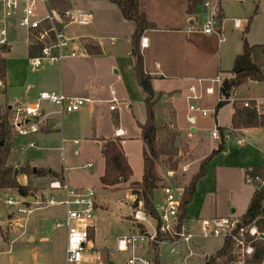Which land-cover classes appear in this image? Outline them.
<instances>
[{
  "label": "crops",
  "instance_id": "crops-1",
  "mask_svg": "<svg viewBox=\"0 0 264 264\" xmlns=\"http://www.w3.org/2000/svg\"><path fill=\"white\" fill-rule=\"evenodd\" d=\"M68 1L72 8L83 10L89 13L92 17L91 22L89 23L88 26L70 27L68 29V34L72 37L75 36L81 37L82 45H83L82 39H89L97 43L101 49L102 55L98 57H93L88 55L85 50V53L82 56L76 59L65 60L63 63L58 65L57 69L45 67L48 65H44L38 69L33 70L31 69L28 63L26 68H18L13 73H10L9 71V74H6L5 76L4 86H3L4 89L1 88L4 91L3 95L5 96L3 97L4 104L3 106H0V115H3L7 112L9 116L11 110L22 109L32 104L33 102L36 101L38 94L41 92H50V91L61 92L67 97L88 98L92 100L93 103L92 105L87 106L83 109H87L92 116L91 129L94 134L96 129L94 127L96 118L97 119L104 118V115L107 114L108 116L112 115V121H113V128H112V132L110 133V136L102 135V134L95 136L93 134L92 136L93 141L97 139L100 142V145L102 146V142L100 141L102 139L118 140L121 152L124 155L130 168H132L129 160L130 154L124 152L122 149V144L125 143V141H123V138L127 136V133L125 128H123V126L121 125V123H122V116L124 115L122 112V103L126 105L130 104L128 107L129 109H132L134 104L136 103L143 104V99H144V94L141 91V89L138 87L135 79V74L133 71L134 61L132 56L130 55V49H131L130 38L134 32L135 25L130 21L124 20L118 8L114 4L106 0H85L83 3L72 2L71 0ZM203 1H204L203 4H201V0H200V5L196 8L195 12L192 15H188L186 13L188 0H138V6L139 9L145 13L147 19L157 26V29L147 30L143 33L141 37V40L142 39L145 40L143 46H141V40H140V51L143 56L144 71L152 78V88L155 94L164 95V97L161 100H159L156 104L155 121L158 125H160V129H162L161 128L162 125L164 126V124L166 123L168 126L167 131L177 135L174 142V146L175 148L179 149L178 153H180L182 146L187 144L190 147V150H197L199 148L200 149L202 148V151H204V149L206 148L207 149L206 152L209 155L213 150H216L217 146L220 143L221 137L219 141H216L213 140L210 135L208 139L209 142L207 143L205 140H203L202 134L200 132L197 133V136L194 135L196 134L195 133L196 129L194 127L189 129L191 134L185 136L182 130L184 124L181 122L180 116L176 112V108L174 106V103L176 102V97L178 98L180 97L181 99H184L187 103L188 102L191 103L190 101L187 100V98L191 95L189 91L190 87H195L197 94H198V90L199 92L203 91L205 93V88L211 85V83L209 82L210 80L215 79L216 77H221L223 79V77H227L228 75H230L229 71L231 69L222 70V57L219 53V47L226 42L224 38V30H225L224 28L226 23L230 19L226 17L224 10L220 6L219 0H217L220 9L219 29L221 31L223 42L221 43L219 42L218 36L216 34H210V35L204 34L202 32V27L207 12V10L204 8V3L213 2L215 0H203ZM13 28L10 29V38H12ZM215 47L218 48L217 50L218 55L215 53ZM241 48H242V44L240 47V52H234L233 50L231 56L233 62L235 57L241 53ZM10 52H11V47L8 50L7 55L10 54ZM4 57H6V55ZM27 67H29L34 72L28 73ZM168 83L171 84L172 86L168 87L167 86ZM263 84H264V80L260 83L247 82L238 89L241 92H244L245 95H247V97L251 95L248 94L251 92H252V97H264ZM213 87L215 88L216 85L213 84ZM243 89H247L248 91H245ZM11 90H16L17 93H11ZM112 99H116L117 101V103L114 104L115 106L114 111H110L109 109V107L113 105L109 103ZM227 106L230 108V110L227 114V119L224 120V122L222 123L221 122L222 112H224V108ZM44 108L47 109L48 111L52 110L50 107L47 106H44ZM189 114L191 113L187 111L186 117L188 124H190L188 119L192 118L188 116ZM233 114H234V109L232 103L230 102H228V104L220 108L216 115L214 113V122L217 127L219 126L218 128L222 129L223 141H224L223 135H225L224 133L227 132L226 134H229L230 132L233 131L230 128L231 118ZM61 118L57 117L56 115H49L45 119L46 126L43 127L44 129L40 130L41 133L39 135H35L33 137H30L29 139L14 140L11 150L15 148L19 152L20 151L19 146L28 141H33L36 145V148L32 149V151L37 152L40 149L43 150V148L39 149L37 143L43 144L44 139L42 137L44 135L48 136L51 132H53V130H55L59 134L60 142L63 143L64 139L62 138L63 137L62 127H59L57 124ZM115 119L117 120L116 123H115ZM190 125H194V122L193 124ZM116 130H121L123 132V136L115 137ZM237 131L239 132V134H243V135L247 134V137L249 139H253L258 144V146H253L255 150L254 155L250 154V157L253 161L252 163H255V161L257 160L258 158L257 153H260L264 158V150H263L264 136L260 135L261 132H264V128L235 130L232 133ZM139 138L141 139L140 130H139ZM184 139H189V141H193V143L191 144L185 143ZM247 145L245 144V146L242 148H245ZM223 147H225V149H223L220 153L228 154V149H226L225 144H223ZM258 147L262 150L260 151ZM100 152H101V147H100ZM61 156L60 158L64 163L65 156L64 155ZM33 161L34 160H28V158H26L25 160L24 158L20 159V157L16 153L14 154L13 157L11 156L9 157L8 164L10 166H13L14 169H17L18 171L19 169L27 165L31 168H36V172L37 171L47 172L48 170H51V173H54L58 177L48 174L44 178L42 176L38 177L35 174L29 178L26 177L25 175L18 174L17 178L20 184L27 186L31 185L35 188L37 187L41 188V187H47L48 183L53 179L61 178L63 181L66 182L64 178L65 169L63 170L61 169L60 171H56V172L53 171L52 166L50 164L53 162V160H47V159L44 160L46 163V168L43 167L39 168L38 166L33 164ZM87 165H91V164L87 163L84 166V169L91 170L92 165L90 168H87L86 167ZM142 167H143V159H142ZM247 167L244 168L243 174L247 169L251 168V166L248 168ZM103 171H104V160H103L102 171L101 174H99L98 179H100V177L102 176ZM173 174L174 172H168L167 176L171 178ZM36 177L41 179H36ZM40 180H43V182H39ZM28 182H30V184H28ZM131 183H139V182L130 180L128 183L120 186L125 185L124 187L126 186L128 187L131 186ZM166 186H171V185L168 184ZM89 188L90 187L80 186L79 188H73V189H89ZM162 188H158L161 191V193H162ZM102 189L104 188L102 187ZM93 190L95 191V189ZM104 190H111V189H104ZM254 190L255 189H253L252 192L250 193L249 202ZM156 191L157 189L154 192ZM154 192L152 196V203L157 209L163 203V194L161 200L157 201V203L154 204L153 201ZM0 193L7 195L11 193V190H0ZM95 193H96V201L98 202L97 191H95ZM136 199L137 198L134 194L126 196V200H129L130 203L132 204ZM98 205H100L99 202ZM99 208H97V210H99ZM247 208L245 209V211L247 210ZM46 210H54V209L47 208L33 212L27 218L25 224L26 226L23 231H22L23 229L22 224H19L21 217L18 218L17 215L13 214V211L12 213L7 214L5 220H2L3 214L0 215V226L1 227H4L6 225L9 226L20 237L23 236L24 232L25 233L33 232L39 234L41 237L39 238L38 242H42L44 241L42 239L43 228L41 224V219L43 215L40 213L45 212ZM133 212L134 209L132 210V214H131L132 218H133ZM232 212H234V210H232ZM217 213L218 210H215L214 215H217ZM51 214L55 216V212H51ZM229 216L239 219L241 217V216L235 217L233 214L231 215L224 214L219 217H229ZM199 219H203V218L191 220L188 218L186 214V220L188 224L191 225L194 233L196 234V237L193 239V242L191 244L190 251L192 255L189 258H188L189 251L185 246H181L185 252L182 259V264H186V263L188 264L192 259L193 260L197 259L201 261L200 264H204L208 257L212 256L216 251H218L222 247L223 242L221 241L219 248L218 249L215 248L214 246L215 238L202 240L201 238L198 237L196 222ZM14 226L19 227V229L21 230L15 229ZM93 231L94 229L90 233H92ZM29 239L31 241L35 240L33 235H31ZM65 244H66V240H65ZM151 248L152 249L155 248L156 251L157 250L159 251L158 247H151ZM151 248L150 247L143 248L142 252L144 253L150 252ZM178 253L175 256H177ZM167 255L169 256V252L167 253ZM174 257L170 258V261ZM154 258H157L159 261V255L158 257H154ZM262 264H264V262Z\"/></svg>",
  "mask_w": 264,
  "mask_h": 264
},
{
  "label": "rangeland",
  "instance_id": "rangeland-1",
  "mask_svg": "<svg viewBox=\"0 0 264 264\" xmlns=\"http://www.w3.org/2000/svg\"><path fill=\"white\" fill-rule=\"evenodd\" d=\"M71 1L83 3L85 0ZM203 2L204 1L201 0V4H203ZM219 2L226 17L230 19L224 28V38L226 42L219 47V53L222 57V70H229L233 67V59L231 57L233 50L234 52H240L242 31L248 20L250 21V25L245 35L247 43L250 46L264 45V0H219ZM235 19L240 20L242 25L241 29L233 28L232 23ZM10 47L11 52L8 55L6 54L5 57L6 74H9V71L13 73L18 68H26L29 60L24 31L16 26L12 30ZM217 50L218 48L215 47V53L218 55ZM45 67L57 69L58 65H48ZM27 70L28 73L34 72L29 67H27ZM231 77V75H228L227 77H223V79ZM167 86L169 87L172 85L168 83ZM209 86L213 85L211 84ZM3 89L0 88V106L4 104L3 97L5 95H3ZM214 89L215 92L213 95H205L203 91L199 92L198 90L197 95L200 96V99L198 101H190L191 103H187L184 99L176 97L174 106L176 112L180 116L181 122L184 124L182 130L185 136L191 134L189 129L194 127L196 129V134L194 135L197 136V133L200 132L203 140L207 143L209 142L208 139L211 132L216 129L214 113L219 95L217 87ZM243 90L248 91L247 89ZM11 93H17V91L11 90ZM248 94L252 96V92ZM230 95L233 99L239 101L247 97V95L238 88ZM190 104H197L201 109H206L209 112L208 116L202 117L200 113L193 112L188 116L194 118V125L188 124L186 112ZM129 105L130 104L126 105L122 103V112L124 115L122 116L121 125L125 128L127 133V136L123 138L125 143L122 144V149L124 152L130 154L129 160L133 172V176L130 180L140 183L144 144L139 138L138 125L144 123L146 114L143 104L136 103L132 109H129ZM229 110L230 108L228 106L224 108V112H222V123L227 119ZM91 119L92 116L87 109H81L78 112L63 116L57 123L59 127H62L63 143L60 142L59 134L53 130L48 136L44 135L42 137L44 139L43 144L37 143L39 149L43 148V150L40 149L37 152L31 150L23 153L20 151L18 152V150L14 148L11 150L10 156L13 157L14 154L17 153L20 159L24 158L25 160L28 158V160H34L33 164L39 168H46L45 159L53 160V162L50 163L53 171L56 172L65 169L64 178L70 188H79L83 186L93 188L97 191V198L100 204L98 205L97 202V208L101 207L94 215V231L92 232L93 240L91 243L96 250L106 251L108 253L106 257H110L111 263L124 264L125 260L132 255L144 258L149 262L151 261L152 264L154 257H158L159 255V264H182L185 252L181 245L178 247V255L175 257L173 256L174 258L171 261L167 255L169 252V246L167 244L159 245V251L157 250L158 253L155 248L152 249L151 246H149L151 248L150 252L145 253L142 252V249L146 248L144 246L134 247L132 250L129 249L128 252L125 253L116 252L118 238L125 234L136 233L142 230L140 227H137L131 216L132 210L136 208V203L132 204L129 200H126L127 195L134 193L137 198L136 200H141L140 191L137 187H124L125 185L118 187L116 190L102 189L98 179L103 166L100 152L101 145L97 139H95V141L92 139L94 133L91 129ZM95 120L94 127L96 129L94 135L98 136L102 134L110 136L113 128L112 115L108 116L105 114L104 118H96ZM161 128L162 129H159L157 132V139L160 144H164L169 132L167 131L168 127L162 125ZM40 133L41 132H38L36 135ZM226 133H224L225 135L223 136L228 154L218 153L206 166L205 176L197 183L192 203L186 209V214L191 220L219 217L224 214H233L235 217H240L247 208L250 193L254 188L245 183L247 178H244L243 170L247 166L264 165V158L260 153H257L258 158L255 163H252L253 161L250 154L254 155L255 150L253 146H258V144L253 139H249L247 134H239L238 131L234 133L230 132L229 134ZM260 135L264 136V132H261ZM239 138H242L246 142V145L248 144L245 148L241 147L240 149V147L236 145V141ZM184 141L188 144L193 143V141H189V139H184ZM178 150L179 149L175 148V146L174 151L172 149V152L175 153L172 157V161L177 163L175 171H172L170 164L167 163V156L159 158L156 165V173L160 182L158 183L157 191L154 192V204L162 198V193L158 188H162L168 184L172 187L185 188L191 177L198 171L199 162L204 160L205 156H208L206 148L204 151H202V148L190 150L187 144L182 146L180 153H178ZM259 150L261 151L262 149L259 148ZM61 155L65 156L64 163L60 158ZM87 163L92 165L91 170L84 169ZM168 172H174L171 178L167 176ZM37 173L39 174L40 172L37 171ZM31 176L32 175H30L29 178ZM41 176L44 178L46 177L43 176V174L40 176L38 175V177ZM38 177H36V179H41ZM39 182H43V180ZM28 184H30V182H28ZM45 188L46 187H37L34 193H38ZM132 189L135 191L134 193ZM13 194H16L14 190H11V193L7 195L0 193V215L3 214L2 220L6 219L8 213H12V209L6 207L4 201L8 197L14 196ZM53 209L54 210H46L40 213L43 215L41 224L43 228L42 239L44 241L42 242H38L41 237L39 234L24 232L23 236L20 237L9 226H0V264H65L66 230L64 228L54 229L56 222L63 217V210L62 208ZM215 210H218L217 215H214ZM232 210H234V212H232ZM51 212H55V216H53ZM18 218L20 217L18 216ZM26 221L27 219L19 221V224L23 226L22 231L25 229ZM14 228L21 230L19 227L14 226ZM31 235H33L34 241L29 239ZM221 241V239L214 240L216 249L219 248ZM200 263L201 261L192 259L188 264Z\"/></svg>",
  "mask_w": 264,
  "mask_h": 264
},
{
  "label": "built area",
  "instance_id": "built-area-1",
  "mask_svg": "<svg viewBox=\"0 0 264 264\" xmlns=\"http://www.w3.org/2000/svg\"><path fill=\"white\" fill-rule=\"evenodd\" d=\"M54 0H2L0 1V56L4 57L2 50L10 49V29L14 26L25 33L28 49L35 54L29 57L28 63L35 70L44 65H60L65 60L76 59L85 53L81 44V37H72L68 34L70 27H85L91 22V15L83 10L70 7L60 13L55 10L51 2ZM207 10L202 27L204 34H216L219 42H223L219 29V5L217 0L204 3ZM235 29H241L239 20H234ZM219 29V30H218ZM145 40H141V46ZM8 49V50H9ZM201 82V81H199ZM215 84L218 92V102L233 103L231 95L227 98L220 97L222 78L216 77L209 81ZM4 81L0 80V88ZM191 95L188 101H198L195 87L189 89ZM213 86L205 88L206 95H213ZM244 107H250L251 103L258 115L264 116V97H246L243 100ZM88 98L67 97L61 92H41L35 102L22 108L11 110L8 123L13 133L14 140L29 139L35 136L40 129L45 127V119L49 115L61 118L92 105ZM109 103L110 111L115 110L116 99ZM44 106L50 107L48 111ZM190 113L198 112L202 117L208 116L206 109H201L197 104L188 106ZM216 115V114H215ZM193 124V118L188 119ZM218 127L216 126V129ZM211 132V138L219 141L218 129ZM123 136L121 130L115 131V137ZM227 138V137H226ZM246 142L239 138L236 141L238 147H243ZM33 141H28L19 146L20 152L35 149ZM90 168L91 165H87ZM245 183L254 189L264 186V181L247 178ZM163 203L157 208V219H152L143 209L141 200H134L136 208L133 212V220L137 227H142L136 233H129L118 238L116 252L125 253L137 246L158 247L162 244L169 246V258L178 253V247L185 246L189 251L193 239L196 237L187 220H179V207L183 188L166 186L162 188ZM8 197L5 205L12 209L13 214L26 220L33 212L47 208H62L63 217L56 222L54 229L66 230V247L64 254L65 264H110V257H106L102 250H96L91 243L90 232L94 229V215L97 210L96 193L93 189H73L62 179L51 180L47 187L38 193L28 197L13 194ZM239 218L212 217L199 219L196 222L198 237L202 240L221 239L224 243L229 241L232 247L234 264H246L255 251V244L264 242V233L259 232L254 224L239 226ZM151 264L144 258L129 256L124 264Z\"/></svg>",
  "mask_w": 264,
  "mask_h": 264
},
{
  "label": "trees",
  "instance_id": "trees-1",
  "mask_svg": "<svg viewBox=\"0 0 264 264\" xmlns=\"http://www.w3.org/2000/svg\"><path fill=\"white\" fill-rule=\"evenodd\" d=\"M114 4L121 13L124 20L130 21L135 25V29L130 38L131 49L130 55L133 58V71L138 87L144 94L143 105L145 108V121L139 124L140 137L144 143L142 152L143 167L142 177L140 183H131V186L140 191L143 209L147 215L152 219H157V209L152 203L153 192L157 189L160 182L156 173V165L159 158L167 156V163L170 164L172 171L177 168V163L172 161L175 155L174 142L177 137L172 132L168 133L164 144H160L157 139V132L160 129L155 121V107L163 94H155L152 88V78L144 71L143 56L140 51V40L143 33L147 30H155L157 26L150 22L145 13L139 9L138 0H106ZM52 7L58 12L62 13L71 7L68 0H54L51 2ZM200 5V0H188L186 13L192 15L196 8ZM220 18V16H219ZM250 21L248 20L242 31V48L241 53L238 54L233 62V67L229 71L232 76L228 79H222L220 97L227 98L235 89L243 86L247 82L260 83L264 80V45L250 46L247 43L245 35L249 30ZM83 46L88 55L98 57L102 55L99 45L89 39H82ZM9 48L2 50L3 54H7ZM35 54L34 50L28 49V56ZM6 76V59L0 56V80L4 81ZM228 104L226 101H219L215 106V114L224 105ZM234 114L231 118V130H243L251 128H264V116L258 115L251 103L250 107L246 108L243 101L235 100L232 103ZM8 113L0 115V190H14L15 193L22 197L33 195L36 188L22 185L18 178H13L14 167L8 164L11 149L13 146L14 136L8 123ZM117 120L115 119V123ZM164 127H168L167 124ZM44 128H41L42 130ZM221 140L216 150H213L204 160L199 164L198 171L193 175L184 188L179 207V220H186V209L192 203L196 185L201 178L205 176V170L208 163L215 155L220 153L224 147L222 138V129L217 128ZM232 131V132H233ZM101 156L104 160V171L99 181L104 189L116 190L118 186L126 184L133 176V172L128 165L124 155L119 147L118 140H100ZM19 175L29 177L32 175V168L28 165L19 169ZM47 176L46 171H42L36 175ZM52 176L58 177L54 173ZM244 178L264 181V165L253 166L244 172ZM61 179V178H60ZM132 187V188H133ZM132 192L135 191L132 189ZM135 194V193H134ZM239 226H250L254 224L259 232L264 233V187L255 189L247 210L239 219ZM90 239L93 240V233H90ZM154 247V246H153ZM232 247L229 241H225L222 247L216 251L213 256H210L204 264H234V258L231 254ZM104 255L108 253L102 251ZM264 262V242L259 241L255 244V251L251 259L246 264H262ZM113 264V263H111ZM153 264H159L157 258H154Z\"/></svg>",
  "mask_w": 264,
  "mask_h": 264
},
{
  "label": "water",
  "instance_id": "water-1",
  "mask_svg": "<svg viewBox=\"0 0 264 264\" xmlns=\"http://www.w3.org/2000/svg\"><path fill=\"white\" fill-rule=\"evenodd\" d=\"M18 172L19 171L17 169H14L13 178H17ZM47 173L51 174V170H48ZM35 174H36V168H32V175H35Z\"/></svg>",
  "mask_w": 264,
  "mask_h": 264
}]
</instances>
